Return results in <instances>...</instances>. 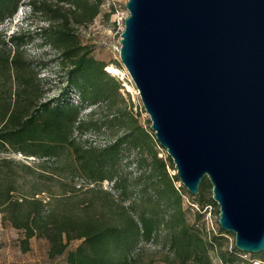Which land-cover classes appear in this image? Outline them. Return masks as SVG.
<instances>
[{
  "label": "trees",
  "instance_id": "1",
  "mask_svg": "<svg viewBox=\"0 0 264 264\" xmlns=\"http://www.w3.org/2000/svg\"><path fill=\"white\" fill-rule=\"evenodd\" d=\"M24 2L31 6L29 17L46 21L36 32L57 50L66 84L48 97L24 49L30 31H0V212L22 231V248H29L32 237H44L51 258L65 256L61 264H152L142 256L163 237L180 264H214L213 258L220 264H264V250L245 259L235 244L222 245L228 231L210 235L189 223L184 195L197 204L199 217L217 204L210 180L202 179L197 194L176 184L179 177L168 171L175 169L172 158L159 155L165 151L150 125L121 107V82L75 28L95 19L103 0H0V25ZM92 105L109 112L85 115ZM118 125L123 133L107 144L83 138L86 129ZM17 153L25 159L12 157ZM127 153L137 173L126 171ZM105 180L112 189L103 187ZM75 239L80 242L69 249Z\"/></svg>",
  "mask_w": 264,
  "mask_h": 264
},
{
  "label": "water",
  "instance_id": "2",
  "mask_svg": "<svg viewBox=\"0 0 264 264\" xmlns=\"http://www.w3.org/2000/svg\"><path fill=\"white\" fill-rule=\"evenodd\" d=\"M120 59L192 194L212 184L221 229L264 250V0H127Z\"/></svg>",
  "mask_w": 264,
  "mask_h": 264
},
{
  "label": "rangeland",
  "instance_id": "3",
  "mask_svg": "<svg viewBox=\"0 0 264 264\" xmlns=\"http://www.w3.org/2000/svg\"><path fill=\"white\" fill-rule=\"evenodd\" d=\"M27 1V0H26ZM127 0H103L100 13L91 22L75 23V28L80 35L84 44L92 47V54L99 60L107 63L106 70L109 71L116 79L121 82L122 88L120 92L124 101H121V107L125 108L129 114H133L139 124L149 127L151 122L148 113L143 107L138 90L131 79L126 67L120 59L119 49L121 33L124 29V19L128 15L125 6ZM69 5H65L68 8ZM113 9V10H112ZM112 10V12H110ZM31 6L24 2L20 5L18 11L0 25V31L3 34L10 35L17 31L21 26L30 31L28 42L24 45V49L39 71V76L47 88L48 97H56L62 87L66 84L65 68L58 66L59 55L56 49L50 47L42 38L37 35L39 27L46 24L42 17H29ZM110 12L109 16L108 13ZM110 66H115L116 71H110ZM72 98L78 100L77 94L73 93ZM91 110L96 111V116H102L109 111L107 109H99L95 106H87L85 115ZM123 126H115L113 128L103 127L101 130L86 129L83 138L88 143L95 145H104L111 142L117 134L123 133ZM153 131V130H152ZM164 149V148H162ZM160 153L165 156L167 153ZM17 159H25L23 154H12ZM34 157H29L33 159ZM132 155L125 154L122 162L126 167V171L137 173L139 169L136 166ZM172 175L176 173V169H168ZM183 185L181 181L176 183ZM103 187L112 189L113 182L105 180ZM184 186V185H183ZM185 188V187H184ZM184 207L186 208V216L190 224L197 225L203 232L208 234H219L220 225L218 222L219 207L217 204L206 206L203 209L201 217L197 215V204L191 201V198L184 195ZM226 231V230H225ZM24 237L21 230L13 227L8 221H4L0 212V264H61L65 256H57L51 258L48 255L49 243L44 237H32L29 242V248H22V238ZM80 240H72L69 249L74 248ZM235 235L233 232L225 234L223 246L235 244ZM152 248L146 251L142 256L144 262L151 261L152 264H180L179 259L175 258L172 251L165 245V239L159 237L154 242L148 244ZM156 249V250H154ZM243 258H248L253 252L244 251ZM214 264H220L217 258H213Z\"/></svg>",
  "mask_w": 264,
  "mask_h": 264
},
{
  "label": "bare ground",
  "instance_id": "4",
  "mask_svg": "<svg viewBox=\"0 0 264 264\" xmlns=\"http://www.w3.org/2000/svg\"><path fill=\"white\" fill-rule=\"evenodd\" d=\"M110 71L115 72L116 71V67L115 66H110Z\"/></svg>",
  "mask_w": 264,
  "mask_h": 264
}]
</instances>
